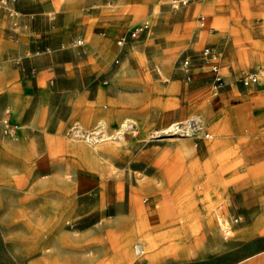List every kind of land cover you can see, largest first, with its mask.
Instances as JSON below:
<instances>
[{"label":"rangeland","instance_id":"1","mask_svg":"<svg viewBox=\"0 0 264 264\" xmlns=\"http://www.w3.org/2000/svg\"><path fill=\"white\" fill-rule=\"evenodd\" d=\"M170 1L0 0V264L56 263L49 218L62 197L76 200L63 226L92 214L104 229L107 186L123 182L124 192L154 175L163 186L169 174L138 170L200 164L218 149L217 126L207 116L242 106L254 87L240 80L264 62L232 80L224 69L226 85L215 96V74L201 51L207 45L221 50L219 39L227 36L245 51L264 40L240 26L251 13L263 18L264 0H219L212 14L195 9L212 0L179 10ZM219 14L233 22L214 27L218 41L199 45ZM146 24L150 29L131 36ZM183 52L194 60L190 80L181 70ZM227 197L215 209L220 224L231 227L223 214L232 202ZM233 236L223 231V238ZM97 264H105L104 257Z\"/></svg>","mask_w":264,"mask_h":264},{"label":"crops","instance_id":"2","mask_svg":"<svg viewBox=\"0 0 264 264\" xmlns=\"http://www.w3.org/2000/svg\"><path fill=\"white\" fill-rule=\"evenodd\" d=\"M219 4V0L205 1L195 9L212 14ZM256 15L245 16L241 29L264 37V16L261 21ZM231 22L232 17L213 15L208 26L213 31L198 37L197 43L218 41L214 27ZM223 40L218 44L225 52L222 63L232 74L230 80L264 62V40L252 41L254 48L248 51L231 44L229 36ZM252 87L239 108L227 115L207 116L217 126L218 149L202 163L154 164L138 170L169 174L163 186L157 175L124 192L120 191L123 182L107 186L104 229L92 214L75 215L72 228L63 226L66 208L76 200L59 199L58 212L49 218L57 234L55 264H97L98 257H104L105 264H264V80ZM232 94L237 98L234 88ZM249 102L254 106H247ZM196 184L203 189L196 191ZM227 196L232 202L223 214L232 224L230 240L223 238L215 209Z\"/></svg>","mask_w":264,"mask_h":264},{"label":"built area","instance_id":"3","mask_svg":"<svg viewBox=\"0 0 264 264\" xmlns=\"http://www.w3.org/2000/svg\"><path fill=\"white\" fill-rule=\"evenodd\" d=\"M15 1V0H14ZM200 0H171L170 1V6L172 7V9L174 10H179L182 7L193 3V2H197ZM199 22H200V26L201 27H205L206 24V17L205 16H200L199 17ZM148 29H150V25L146 24L144 26H141L137 29H135L134 31L131 32V36L132 37H137L140 33L147 31ZM126 40V38H122L120 40V43L123 44V42ZM79 45L84 44L83 40H79L77 42ZM201 57L202 60L204 61V63H206L211 70L214 72L215 74V85H214V95L217 96L219 90L226 85L225 83V77L223 75V70L226 68L223 63H222V59H223V52L219 49L216 48L214 46L211 45H207L202 51H201ZM181 70H183L186 74V77L190 80L192 78V73H191V69L194 66V60L193 57L184 52L181 56ZM262 80H264V68L262 70H256L255 72H251L246 74L244 77H242V79L240 80L241 84L243 87L245 88H249L252 86H255L257 84H259ZM179 128H177L176 130H173L172 132L176 133V131ZM182 134H185L184 132H180ZM186 134H188L186 132ZM213 136L210 134L209 138H212ZM238 219H234V222H238ZM227 229V231H226ZM224 232L229 233V230H231L230 228H226Z\"/></svg>","mask_w":264,"mask_h":264},{"label":"bare ground","instance_id":"4","mask_svg":"<svg viewBox=\"0 0 264 264\" xmlns=\"http://www.w3.org/2000/svg\"><path fill=\"white\" fill-rule=\"evenodd\" d=\"M177 125L178 124H174V126H175V128H177ZM179 130H180V128H179ZM189 137L191 136V133L188 135ZM228 198V197H227ZM229 204V203H228ZM217 210V209H216ZM216 212H218V210L216 211ZM218 216H219V214H218ZM220 216H221V214H220ZM221 228H222V230L223 231H225V229L226 228H230V226L227 224V223H221ZM226 231H227V229H226ZM231 231V230H230ZM225 234H228L227 232H224ZM232 234V233H231ZM227 236H229V235H227ZM136 250H142L139 246H136Z\"/></svg>","mask_w":264,"mask_h":264}]
</instances>
